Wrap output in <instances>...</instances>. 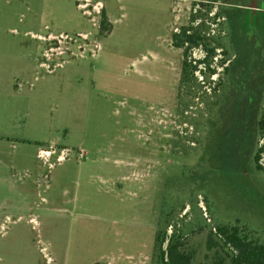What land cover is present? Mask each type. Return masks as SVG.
Returning <instances> with one entry per match:
<instances>
[{
	"label": "rangeland",
	"instance_id": "obj_1",
	"mask_svg": "<svg viewBox=\"0 0 264 264\" xmlns=\"http://www.w3.org/2000/svg\"><path fill=\"white\" fill-rule=\"evenodd\" d=\"M257 2L0 0V264H162L163 233L203 264L225 224L264 242ZM200 3L215 72L181 85L173 36Z\"/></svg>",
	"mask_w": 264,
	"mask_h": 264
},
{
	"label": "trees",
	"instance_id": "obj_2",
	"mask_svg": "<svg viewBox=\"0 0 264 264\" xmlns=\"http://www.w3.org/2000/svg\"><path fill=\"white\" fill-rule=\"evenodd\" d=\"M200 4L207 8L208 12L202 14V9L194 11L190 24L182 27L173 37L174 47L183 49L184 53L181 85L193 83L197 71L206 73L208 69L209 73L214 74L215 72L211 69V64L218 47L209 42L207 31L201 29V27L206 26V22L202 23L201 27H195V23H198L200 19H205L210 11L209 3ZM200 4L195 5L200 6ZM216 17H219V14H216ZM199 48L203 53V58L192 61V51ZM201 65H203L204 71L202 68L199 69ZM258 129L260 136L264 137V110L258 123ZM263 154L264 146L261 145L257 148L254 156L258 171H264V168L259 164ZM180 240L174 233L170 238L166 237V233L159 234V260L162 264H194V255L182 250ZM166 242L167 246H165ZM213 248H217L214 257L210 262L203 264H264V242L255 238L244 226L225 224L215 227L209 238V249L212 250Z\"/></svg>",
	"mask_w": 264,
	"mask_h": 264
},
{
	"label": "crops",
	"instance_id": "obj_3",
	"mask_svg": "<svg viewBox=\"0 0 264 264\" xmlns=\"http://www.w3.org/2000/svg\"><path fill=\"white\" fill-rule=\"evenodd\" d=\"M6 78L0 81V140L4 141L3 135L6 134L7 122L12 120L13 115V97L10 90V85H6ZM11 122V121H10ZM43 150V149H42ZM41 150H39L40 153ZM39 155V154H38Z\"/></svg>",
	"mask_w": 264,
	"mask_h": 264
},
{
	"label": "flooded vegetation",
	"instance_id": "obj_4",
	"mask_svg": "<svg viewBox=\"0 0 264 264\" xmlns=\"http://www.w3.org/2000/svg\"><path fill=\"white\" fill-rule=\"evenodd\" d=\"M245 1H247V3H250L249 6L251 7L252 12H254L255 10H261V9H259V7H258V2H257V0H245ZM261 6L264 8V0H262ZM254 14H255V12H254ZM173 37H174V36H173Z\"/></svg>",
	"mask_w": 264,
	"mask_h": 264
},
{
	"label": "built area",
	"instance_id": "obj_5",
	"mask_svg": "<svg viewBox=\"0 0 264 264\" xmlns=\"http://www.w3.org/2000/svg\"><path fill=\"white\" fill-rule=\"evenodd\" d=\"M45 153H46V151H44V150H41V151H40V153H39V156H40V157H42V156H43V154H45Z\"/></svg>",
	"mask_w": 264,
	"mask_h": 264
}]
</instances>
